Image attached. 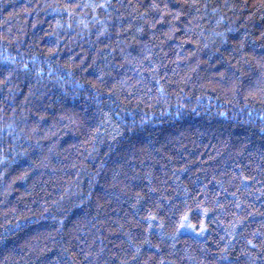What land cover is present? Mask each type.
<instances>
[{"label":"trees","instance_id":"1","mask_svg":"<svg viewBox=\"0 0 264 264\" xmlns=\"http://www.w3.org/2000/svg\"><path fill=\"white\" fill-rule=\"evenodd\" d=\"M0 264H264V0H0Z\"/></svg>","mask_w":264,"mask_h":264}]
</instances>
